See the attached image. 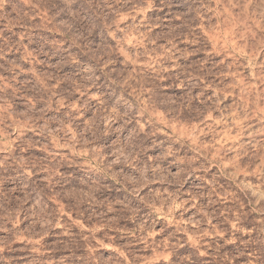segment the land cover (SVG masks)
<instances>
[{
    "label": "rangeland",
    "instance_id": "1",
    "mask_svg": "<svg viewBox=\"0 0 264 264\" xmlns=\"http://www.w3.org/2000/svg\"><path fill=\"white\" fill-rule=\"evenodd\" d=\"M0 264H264V0H0Z\"/></svg>",
    "mask_w": 264,
    "mask_h": 264
}]
</instances>
